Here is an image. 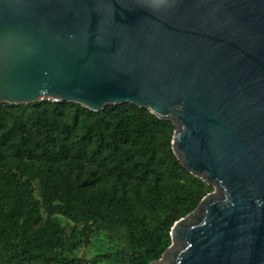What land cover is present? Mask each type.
Masks as SVG:
<instances>
[{"label":"water","instance_id":"95a60500","mask_svg":"<svg viewBox=\"0 0 264 264\" xmlns=\"http://www.w3.org/2000/svg\"><path fill=\"white\" fill-rule=\"evenodd\" d=\"M43 99L173 122L214 191L150 264H264V0H0V104Z\"/></svg>","mask_w":264,"mask_h":264},{"label":"trees","instance_id":"16d2710c","mask_svg":"<svg viewBox=\"0 0 264 264\" xmlns=\"http://www.w3.org/2000/svg\"><path fill=\"white\" fill-rule=\"evenodd\" d=\"M174 130L131 103L0 104V264H99L71 256L95 231L125 264L158 260L213 188L178 160Z\"/></svg>","mask_w":264,"mask_h":264},{"label":"rangeland","instance_id":"374dc122","mask_svg":"<svg viewBox=\"0 0 264 264\" xmlns=\"http://www.w3.org/2000/svg\"><path fill=\"white\" fill-rule=\"evenodd\" d=\"M213 191L214 187L208 193ZM59 219L68 229L72 225L63 217H59ZM122 249V246L117 241L111 239L105 233L95 231L86 243L74 250L71 256L85 260H91L92 258L99 256V264H125Z\"/></svg>","mask_w":264,"mask_h":264}]
</instances>
